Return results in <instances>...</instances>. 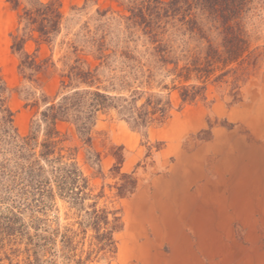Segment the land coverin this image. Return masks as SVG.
<instances>
[{"label": "rangeland", "instance_id": "1", "mask_svg": "<svg viewBox=\"0 0 264 264\" xmlns=\"http://www.w3.org/2000/svg\"><path fill=\"white\" fill-rule=\"evenodd\" d=\"M145 1L151 0H59L64 21L54 39L39 45L29 40L25 45L26 51L36 53L39 59H50L37 81L28 82L22 79L19 58L10 48L17 11L7 0H0V77L19 136L29 133L37 110L30 105L31 99L41 94L54 96L61 75L76 58L96 65V43L101 37L107 52L135 49L142 53L151 47L142 42L150 29L174 39V45L193 47L198 43V35L190 38L185 31L179 20L182 17H131L130 7H144ZM25 5L22 0L21 7ZM251 6L243 23L254 55H260L255 63L252 56L235 74L238 102H232L228 94L234 80L229 76V85L209 84L205 99L191 103L182 104L173 91L168 117L147 129L132 128L115 111L98 115L92 150L100 153L102 172L108 173L114 161L110 148L123 147L122 170L134 171L139 179L138 188L129 197H113L114 189L108 184L114 179L95 176L98 167L86 160L88 148L74 127L59 124L68 136L66 145L77 148L75 159L93 193L104 186L107 197L101 198L98 206L121 209L124 227L116 234L117 251L112 258L81 261L89 248L88 230L73 255L66 254L69 258L62 254L58 236L54 254L42 255L37 247L36 260L33 244L41 245L43 240L29 237L35 232L49 236L55 228L75 229L76 210L57 197L47 208L38 209L32 197L23 199L5 192L0 176V198H4L0 210L5 211L10 200L14 201L17 225L26 233L12 245L18 250L16 264H264V0H253ZM199 20L210 28L206 17ZM206 35L216 41L214 29H206ZM2 160L0 157V163ZM193 170L198 175L190 179ZM173 181L175 198L173 189L170 191Z\"/></svg>", "mask_w": 264, "mask_h": 264}, {"label": "trees", "instance_id": "2", "mask_svg": "<svg viewBox=\"0 0 264 264\" xmlns=\"http://www.w3.org/2000/svg\"><path fill=\"white\" fill-rule=\"evenodd\" d=\"M7 2L17 11V25L10 33L11 51L19 58L22 79L36 82L50 59H39L36 53L27 52L25 45L29 40L39 45L54 39L64 21L61 4L59 0L45 3L26 0L27 5L21 7L22 0ZM145 2L144 7H130L131 17H182L179 20L185 25V31L190 38L198 35V43L193 47L174 45V39L150 29L142 42L151 47L142 53L135 49L107 52L101 37L96 43V65L76 58L61 75L60 89L54 96L41 94L31 99L30 105L37 110L25 136H19L13 126L7 90L0 77V157H3L0 176L5 182V192H13L23 199L32 197L38 209L47 208L57 197L76 210L75 229L55 228L49 236L42 237L35 232L29 237L43 240L41 245L33 244L36 260L37 247L42 249V255L54 254L52 249L58 236L62 254L69 258L86 238L88 230L91 232L89 248L81 261L112 258L117 251L116 234L124 227L119 207L98 206L99 200L107 197L104 186L93 193L89 179L75 159L77 148L66 145L68 136L60 131V123L73 126L81 143L87 146L86 160L98 167L95 176L114 179L108 184L114 189L113 197L127 198L138 188L139 179L134 171L122 170L125 156L121 145L110 148L114 161L108 173L102 172L100 153L92 150V132L98 115L115 111L132 128L147 129L168 117L173 91L178 93L182 104L191 103L205 99L209 84L229 85V76H234V80L228 94L232 102H238L235 74L239 67L249 64L252 56L255 63L260 55H254L243 23L253 0ZM200 17H206L210 28H205ZM206 29L216 31L215 42L208 38ZM203 41L205 44H201ZM163 91L167 92L165 96L160 94ZM13 202L10 200L5 211L0 210V264H16L18 250L12 245L26 235L22 226L17 225L18 210Z\"/></svg>", "mask_w": 264, "mask_h": 264}, {"label": "crops", "instance_id": "3", "mask_svg": "<svg viewBox=\"0 0 264 264\" xmlns=\"http://www.w3.org/2000/svg\"><path fill=\"white\" fill-rule=\"evenodd\" d=\"M193 172H194V173H193L192 175H189V178H190V179H191V178L193 179V178H195V177L197 178L198 173L195 172L194 170H193ZM175 183H176V181H175V182L173 181V183L171 182V184H173V185H172V187H171V189H170V191L173 189L172 192H174V193H173V197H174V198L177 197V194H176L177 192H176V190H175V189H176V187H175L176 184H175ZM170 197H171V194H170Z\"/></svg>", "mask_w": 264, "mask_h": 264}]
</instances>
